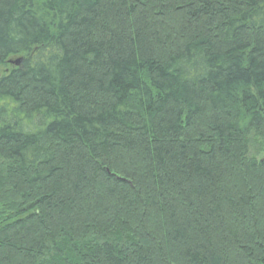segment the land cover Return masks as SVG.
<instances>
[{
	"label": "trees",
	"instance_id": "trees-1",
	"mask_svg": "<svg viewBox=\"0 0 264 264\" xmlns=\"http://www.w3.org/2000/svg\"><path fill=\"white\" fill-rule=\"evenodd\" d=\"M0 67V264H264V0H0Z\"/></svg>",
	"mask_w": 264,
	"mask_h": 264
},
{
	"label": "rangeland",
	"instance_id": "rangeland-1",
	"mask_svg": "<svg viewBox=\"0 0 264 264\" xmlns=\"http://www.w3.org/2000/svg\"><path fill=\"white\" fill-rule=\"evenodd\" d=\"M6 71H7L6 67H0V76L3 75Z\"/></svg>",
	"mask_w": 264,
	"mask_h": 264
},
{
	"label": "water",
	"instance_id": "water-1",
	"mask_svg": "<svg viewBox=\"0 0 264 264\" xmlns=\"http://www.w3.org/2000/svg\"><path fill=\"white\" fill-rule=\"evenodd\" d=\"M21 60H16L15 62H10V64L19 66Z\"/></svg>",
	"mask_w": 264,
	"mask_h": 264
}]
</instances>
